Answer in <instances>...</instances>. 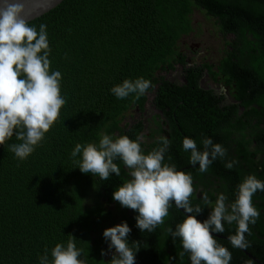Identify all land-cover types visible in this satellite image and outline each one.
<instances>
[{"label": "trees", "instance_id": "obj_1", "mask_svg": "<svg viewBox=\"0 0 264 264\" xmlns=\"http://www.w3.org/2000/svg\"><path fill=\"white\" fill-rule=\"evenodd\" d=\"M195 10L211 20L228 55L216 71L207 62L184 69L186 83L178 85L159 72L175 67L179 40L196 31ZM28 22L37 30L40 24L47 26L50 71L61 73L66 103L26 159H18L10 150L9 145L20 143L15 136L0 145V264H40L46 249L51 261V250L57 243L66 246L70 235L76 238V247L82 249L80 259L86 264H110L114 253L102 255V250L108 251L103 246L108 242L104 230L122 222L136 224L139 214L113 199L114 191L131 179L130 169L117 159L120 176L113 173L105 181L82 173L77 163L82 153L76 157L71 153L77 143L98 144L101 134L135 140L142 123L130 127L126 113L136 106L143 110L149 93L155 94L154 103L171 122L159 144L161 138L169 139L167 150L174 145L179 154L189 157L186 164L191 165L190 151L183 150L185 137L194 139L200 151L205 138L227 149V156L217 157L207 172L190 170L195 180L190 199L202 207L198 220L208 218L209 206H215L221 193L227 196V204L233 203L246 176L254 174L264 181V0H62ZM204 69L228 88L233 104L220 105L224 94L200 85ZM140 77L153 86L138 98L130 94L117 99L110 91L125 79ZM192 109L196 110L190 113ZM141 147L145 154L152 149L143 142ZM232 159L238 163L226 175L225 163ZM200 192L211 204H201L203 197L196 196ZM252 200L260 216L249 225L245 249L264 262V191L258 190ZM174 214L180 223L186 218L177 209ZM168 229L173 230L174 223L137 232L136 239L131 229L128 246L136 245L144 234L161 254L162 233ZM180 245L179 238L172 240L182 260L190 253L184 250L183 254ZM232 253L231 264H259L241 251ZM145 255L156 258L155 253H145L144 259Z\"/></svg>", "mask_w": 264, "mask_h": 264}, {"label": "clouds", "instance_id": "obj_2", "mask_svg": "<svg viewBox=\"0 0 264 264\" xmlns=\"http://www.w3.org/2000/svg\"><path fill=\"white\" fill-rule=\"evenodd\" d=\"M20 0H0V145L16 137L20 143L9 145L15 156L24 160L44 139L60 115L66 103L61 94V73L50 71V47L46 25L39 30L25 18ZM151 81L143 77L125 79L110 91L117 99L136 94L144 95L152 87ZM162 145L145 154L141 147L142 136L135 140L127 135L113 138L101 134L99 143H77L71 153L76 157L82 153L77 163L82 173H91L102 180L111 174L120 176V167L114 161L119 159L130 169L131 179L121 184L113 193V199L122 207L138 211L136 226L142 231L153 232L164 223L172 203L187 213L184 221L175 230L168 229L173 240L179 238L182 247L190 253L191 264H230L231 252L217 242L214 234L223 233L225 224L235 222L237 228L228 239L234 248H246L245 234H250L249 225H254L260 211L253 205V196L264 191V181L256 175H248L238 185L236 199L226 204L227 196L219 194L215 206L203 222L196 218L202 207L191 204L194 192L193 177L190 172L178 171L174 164L165 163V152L170 140L161 138ZM204 150H198L194 139H183V150L190 151L189 163L199 165L201 173L217 159L227 156V149L211 138L203 141ZM237 160L225 163L231 170ZM205 204L211 201L205 195ZM193 213H195L193 215ZM131 232L127 222L104 230L105 240H110L109 250L115 249L110 264H135L136 252L128 246ZM76 238L70 235L65 246L57 243L51 250L49 261L47 249L41 256L40 264H86L80 259L82 249H78ZM139 244L138 242H135ZM105 253L102 250V255Z\"/></svg>", "mask_w": 264, "mask_h": 264}, {"label": "flooded vegetation", "instance_id": "obj_3", "mask_svg": "<svg viewBox=\"0 0 264 264\" xmlns=\"http://www.w3.org/2000/svg\"><path fill=\"white\" fill-rule=\"evenodd\" d=\"M193 25L195 26L194 21H193ZM218 36H220V35L218 34ZM185 37L186 36H183L177 44L178 54L175 57L177 59V61L174 63L175 67L173 69H167V70H163V71L159 72L160 73L159 75H163L164 79H167L170 82H174L178 85H183L184 83H186V79H185L184 74H183L184 69H187L193 65L199 66V65H202L203 63L207 62L209 64H213V70L216 71V70H218V67L221 66L225 57L228 55V53L226 52V46L224 45L223 38H220V42H219L220 43V50L217 51V54L216 55H209L207 53V47H206V50H203V49H201L200 43H194V44L188 45L187 41H186L187 39ZM180 59H182L183 62H181ZM233 59L236 60L234 58V56H233ZM247 65L251 66V64H247ZM218 78H220V77H218ZM199 81H200V85H204L205 88H208V87L213 88L215 90L214 91L215 93L224 94V99H223V101H221L220 105L233 104V102L235 101L233 99V97L228 93V88L223 84V82L222 81H216V79L213 80V77L208 73V71L206 69L203 70V75L200 77ZM147 96L148 97H147V100L144 104V109L140 110L137 106L135 108H131L126 113V120L129 122L130 127L135 125V124H138L140 122L142 123L143 129L140 132V136L143 137L142 142L144 143V145H151V148H152L151 150H153L155 148H159V146H163L162 143L159 144V138H160V136H164V131H168L170 129L171 122L169 121L168 118H166V116L164 117L163 110L158 108L157 105L154 103V99L156 98L155 94L149 93V94H147ZM240 109H241V111L243 110L242 107ZM194 110H196V109L189 110V112L193 113ZM166 111H167V115H169V112L171 111V109L169 107H167ZM172 113L175 115L176 111H172ZM156 115H160V116L155 117ZM153 131H154V134L151 137V134ZM167 137H168V135H167ZM164 155H165V163H168L169 160L171 159L172 164H176V169L178 171H185V172L191 173L190 170H195L196 168H199L198 164H197L198 166H196V167L189 165V164H186L189 157L186 154H179V152L175 149L174 145H172L170 149L166 150ZM168 164H170V163H168ZM123 167L126 168V166L124 164H123ZM225 172H226L225 174L228 175L230 170L228 169ZM216 173H217L216 175H218L220 173V171H216ZM222 181H218V182L221 183ZM194 183H195V180L193 178V184ZM219 185L220 184H218V186ZM196 196H197V198H198V196H201V198H202L205 195L200 192V194L196 193ZM234 201H235V199L233 200V202ZM191 204L193 207H195L196 205H199V204L195 205L193 202H191ZM201 204H205L203 199H201ZM228 205H229V203H228ZM209 208H210L209 210L211 212V209L213 207L210 205ZM128 209H129V211L132 210L130 208H128ZM175 209H177V210L183 212L185 215H187V213H185V211L183 209L177 208L175 206V204L172 203L171 207L169 208V214L167 217L164 218L165 219L164 223L161 224L160 227L162 225H165L167 227L169 222H172V223H174V229L173 230L176 229L177 225L181 221L173 219V217L175 215L174 214ZM129 216L132 217L134 215H133V213H130ZM127 224L130 227V229L135 230V239H136V233L142 232V231L132 221L127 222ZM235 231H236V223L235 222H233V225H231V226H229V224L226 223L225 224V231L223 233H218V234H214V235H215V238L217 239V242L220 245H223L228 249L231 247L230 248L231 255L233 254L232 250H237V251L243 252L245 255L250 257L248 254H251V253L248 250H246L245 248H234L231 245L228 237L230 235H234ZM142 233H148V231H144ZM138 237H139V239L137 240V242L139 244L131 246V248L133 249L134 252L137 249V247H139V250L136 252L135 264H151L152 260L156 264H191L190 256H188L186 258H184V256H183L184 259L179 260L178 254L175 252L174 248L172 247L173 238L168 233L167 230H163V233H162L161 250H160L161 254L156 250V247L151 246L149 244V241L147 240V238L144 234H141ZM109 244H110V240H108V242L103 243V246L105 247V249L108 247V249H107L108 251L105 250V252H107V253L104 254V256H106V257L110 256L112 253H115L114 248L109 250ZM129 247H130V245H129ZM181 251L184 254V249L182 246H181ZM145 253H155L157 259L155 257L148 256V255H145L147 258L144 259L143 255ZM137 256H138V258L141 259L140 260L141 263H140L139 259L137 258ZM234 256H235V254H234ZM251 256H252V258L251 257L250 258L254 259V261L256 260L257 263H259V264L264 263L263 261H261L260 259H257L252 254H251Z\"/></svg>", "mask_w": 264, "mask_h": 264}, {"label": "rangeland", "instance_id": "obj_4", "mask_svg": "<svg viewBox=\"0 0 264 264\" xmlns=\"http://www.w3.org/2000/svg\"><path fill=\"white\" fill-rule=\"evenodd\" d=\"M192 17L196 31L185 37L187 44L200 43L201 49L206 50L207 47L209 55H216L217 51L220 50L221 37L213 31L211 20L200 10H196Z\"/></svg>", "mask_w": 264, "mask_h": 264}, {"label": "water", "instance_id": "obj_5", "mask_svg": "<svg viewBox=\"0 0 264 264\" xmlns=\"http://www.w3.org/2000/svg\"><path fill=\"white\" fill-rule=\"evenodd\" d=\"M62 0H20L24 7L25 18L30 21L56 6ZM251 258V254H248ZM264 264V263H262Z\"/></svg>", "mask_w": 264, "mask_h": 264}, {"label": "bare ground", "instance_id": "obj_6", "mask_svg": "<svg viewBox=\"0 0 264 264\" xmlns=\"http://www.w3.org/2000/svg\"><path fill=\"white\" fill-rule=\"evenodd\" d=\"M59 4V3H58Z\"/></svg>", "mask_w": 264, "mask_h": 264}]
</instances>
